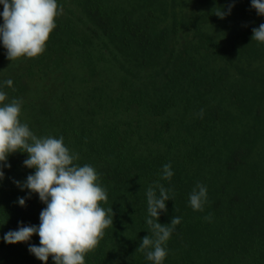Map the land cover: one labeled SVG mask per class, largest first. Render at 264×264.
Returning <instances> with one entry per match:
<instances>
[{"label": "trees", "instance_id": "1", "mask_svg": "<svg viewBox=\"0 0 264 264\" xmlns=\"http://www.w3.org/2000/svg\"><path fill=\"white\" fill-rule=\"evenodd\" d=\"M71 1L57 0L74 8L73 20L39 56L11 62L0 41V91L5 103L22 101L20 120L35 135L63 136L74 163L98 173L108 195L101 207L115 215L85 264H153L136 249L149 234L146 191L157 181L174 198L159 222L182 218L163 264H264V43L252 41L264 16L251 0H235L223 19L213 11L232 0ZM27 156L10 154L3 168L0 264H44L29 251L38 234L3 239L21 221L39 225L46 207L14 183L35 172ZM165 164L171 180L162 179ZM198 182L203 211L189 204Z\"/></svg>", "mask_w": 264, "mask_h": 264}, {"label": "clouds", "instance_id": "2", "mask_svg": "<svg viewBox=\"0 0 264 264\" xmlns=\"http://www.w3.org/2000/svg\"><path fill=\"white\" fill-rule=\"evenodd\" d=\"M3 11L0 16V41L6 49L11 62L20 58H33L45 50L50 34L56 27V17L63 12L57 0H0ZM258 15L264 16V0H251ZM235 0L224 8L213 12L220 18L231 14ZM252 41L264 43V23L252 29ZM4 83L11 87L13 81ZM7 95L0 91V181L5 177L4 167L10 154L26 152L23 165L34 168L26 180H14L21 189H28L27 198L37 193L46 204L40 212L39 225H25L23 221L17 230H10L3 239L9 244L26 242L34 234L40 237L39 246L29 245V251L47 264L51 256L54 264H85V256L93 251L104 236V230L113 225V208L101 207L107 202L106 190L97 182L99 177L95 168L74 161L78 154L70 153L63 136L38 137L27 123L20 120L22 101L13 98L5 103ZM201 110V114H202ZM171 164L163 165L162 179L171 180ZM157 190L158 193L157 194ZM171 189L159 181L146 191L147 229L149 234L142 238L136 251L144 252L146 259L153 264H163L167 256L165 248L181 217L173 216L170 223L159 222L161 212H167L166 201L173 199ZM207 188L197 183L189 194V204L195 211H203L207 201ZM26 197H19L18 204L26 206ZM210 220L211 215L205 217Z\"/></svg>", "mask_w": 264, "mask_h": 264}, {"label": "flooded vegetation", "instance_id": "3", "mask_svg": "<svg viewBox=\"0 0 264 264\" xmlns=\"http://www.w3.org/2000/svg\"><path fill=\"white\" fill-rule=\"evenodd\" d=\"M69 1L72 2L71 0H69ZM58 5L60 6L59 2H58ZM69 7L70 8L68 10L63 9V12L56 17V21H55L56 27L52 31L53 33L57 32L58 30H62L61 26H64V30L68 29L69 26H71V22H72L73 16H74L73 14H71V12H74V8L71 7V5ZM75 10H76V13H78L79 10H81V7L79 6V8L75 9ZM57 33H60V32H57Z\"/></svg>", "mask_w": 264, "mask_h": 264}]
</instances>
